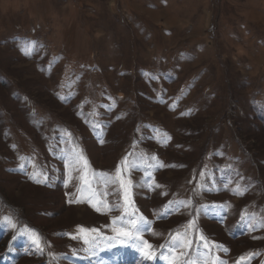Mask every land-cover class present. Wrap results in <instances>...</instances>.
I'll return each instance as SVG.
<instances>
[{"label": "rangeland", "instance_id": "rangeland-1", "mask_svg": "<svg viewBox=\"0 0 264 264\" xmlns=\"http://www.w3.org/2000/svg\"><path fill=\"white\" fill-rule=\"evenodd\" d=\"M133 222L152 259L104 239ZM177 233L174 264H264V0H0V264H169Z\"/></svg>", "mask_w": 264, "mask_h": 264}, {"label": "snow or ice", "instance_id": "snow-or-ice-1", "mask_svg": "<svg viewBox=\"0 0 264 264\" xmlns=\"http://www.w3.org/2000/svg\"><path fill=\"white\" fill-rule=\"evenodd\" d=\"M34 48V44L31 43H27L24 45L23 50L25 51V54H29L31 52V50ZM94 127L97 128H101L102 131V126L99 124L94 125ZM67 135L69 137H71V133H67ZM170 139V138H169ZM100 143H103V139L102 137L100 138ZM133 147L135 148V145H133ZM133 153H129L127 156L124 157V159L121 161V165L117 168L116 170V175L113 178V182L114 183H119L121 189L124 192V200H125V204L129 205L130 204V188H131V179H125L124 177V170L125 169H131V168H135L138 165V161L137 160H129V157L132 156ZM21 160L24 159V157L20 158ZM141 160H143L145 163L147 162V158L146 157H140ZM152 160H156L155 157H151ZM72 163L74 165L76 164H80L81 168L80 171H82L84 173V175L81 176V180H82V188L77 189L78 192H80V197L81 198H86L88 200V202L94 207L96 208L97 211H101V207L97 206V203H93V200L97 199V197L99 196V194L96 192L95 190V186L92 183V181L88 178L89 175V165L87 162V159L83 156L82 151H80L78 148L74 149V154L72 157ZM157 167H164V165L160 162L157 161L156 164ZM21 170H23V164L20 165ZM33 167H35L33 165ZM91 175L93 177L96 176L95 173H91ZM100 177L103 179L104 176L106 174H99ZM38 176H42V179H37ZM30 179H33L34 182L36 183H46L47 182V176L46 174H43L39 171H34L31 175H30ZM157 187H159V185H157ZM236 194H243V190L240 189L239 186H237L236 189ZM81 198H77V200L75 201H70V202H83V200ZM183 203L185 206H189L190 205V201L189 202H181ZM103 209L104 210H110L108 205L106 203H103ZM125 211H127V207L125 208ZM5 220L9 221V223H11L10 219L8 217L4 218ZM113 224H115V221H113ZM194 226V221L189 222L188 224V228L192 229ZM12 227H15L14 224H12ZM132 227L134 229H136L135 232L126 230L124 228H117V227H113L112 231L116 234L114 237H105V240H112L115 243L118 244H127L129 241H133L134 243H132V247L137 248L138 251L142 252L143 255L147 258V259H152L155 255V253L152 251V245L149 244L147 241L143 240L142 237L140 236V231L139 229L136 228V224L135 222H133ZM80 232H97L96 229H80ZM35 236V234H34ZM180 236L179 233L176 234L175 237H173V240L176 241V243L170 248L169 250V254H170V262L169 264H174V260H175V251L178 248H184V249H191L193 247V240L192 238L188 235V233H185L184 238L183 239H177ZM73 239H75L76 237L73 236ZM199 240L201 242H203V247L205 249H209V242L202 236H199ZM84 243L85 244H89V240L88 239H84ZM37 246H39L38 244V238H37ZM109 247H114L115 244H110L108 245ZM213 247H217L220 248L222 246H218V245H212ZM199 247V246H197ZM224 251H227V249H223ZM207 255V253H206ZM252 253H249V256H252ZM165 258V257H162ZM219 258H215L214 261L211 262V264H215V261L218 260ZM244 258L242 257L241 260H243ZM185 264H197V261L195 260H191L189 259L188 261H185ZM203 264H209L208 260H204ZM219 264H224L223 261H220Z\"/></svg>", "mask_w": 264, "mask_h": 264}]
</instances>
